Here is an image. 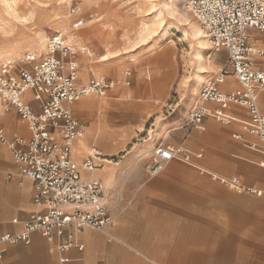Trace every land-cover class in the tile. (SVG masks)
Wrapping results in <instances>:
<instances>
[{
	"label": "crops",
	"instance_id": "obj_1",
	"mask_svg": "<svg viewBox=\"0 0 264 264\" xmlns=\"http://www.w3.org/2000/svg\"><path fill=\"white\" fill-rule=\"evenodd\" d=\"M263 34L251 32L250 42L264 48ZM107 52L112 55L103 58L105 53L103 61L93 66L88 63L92 54L77 56L76 85L104 74L116 82L107 94L118 88L121 96L144 95L133 106L136 119L124 118L125 107L113 106L111 99L92 98L96 95L82 98L69 109L83 130V137L72 144V159L82 163L91 157L95 168L83 177L103 185L112 223L102 231L82 229L73 237L82 251L71 248L63 255L57 251L58 239L34 232L29 244L7 245L0 264H264V196L237 193L220 181L237 178L246 187L264 192V167L260 166L264 155L249 148L255 144L261 149L262 143L243 132L237 122L221 125L206 118L201 129L194 128L188 123L191 108L186 107L181 114L153 118L146 128L140 118L144 111L151 116L158 112L160 100L155 98L166 97L169 80L162 94H154L151 85L162 83L155 79L163 72L156 69L155 57L124 61ZM160 59L165 63L163 55ZM127 66L134 68L133 78L131 71L123 73ZM126 72L131 73L129 87L123 85ZM236 83L229 76L219 89L233 91ZM24 101L40 113L41 105L31 92ZM258 107L264 114V92L258 93ZM95 109L105 114L103 121L91 119ZM227 114L248 119L247 111L238 106H230ZM0 124L9 139L30 137L14 110L0 115ZM136 134L142 140L132 142L121 160L104 158L123 151ZM159 146L181 147L190 154V161L173 159L164 164L161 174L148 177L145 165ZM92 149L99 156H90ZM33 196L32 183L19 175L9 151L0 144V235L20 232L23 222L41 209ZM13 219L18 223L12 224ZM63 256L68 259L65 263Z\"/></svg>",
	"mask_w": 264,
	"mask_h": 264
},
{
	"label": "built area",
	"instance_id": "obj_2",
	"mask_svg": "<svg viewBox=\"0 0 264 264\" xmlns=\"http://www.w3.org/2000/svg\"><path fill=\"white\" fill-rule=\"evenodd\" d=\"M186 5L206 33L213 52H226L227 57L226 64L203 83L198 102L188 113V123L201 129L206 118L221 125L237 122L243 132L263 145L261 149L255 144L249 148L264 155V114L258 107V93L264 92V48L250 42V30L264 33V0H187ZM82 26L80 20L72 29ZM87 52L86 47L67 45L65 37L56 33L47 41L46 57L26 54L19 61L7 60L0 65V115L14 110L30 133L28 139H9L0 124V144L9 151L19 175L32 183L33 202L41 207L23 222L20 232L0 235V260L7 245L29 244L34 232L58 239L61 255L71 248L82 251L73 240L75 234L84 228L102 231L112 223L103 185L95 178L83 177L95 168L91 157L76 163L71 156L72 144L82 137L83 130L69 106L90 95L104 97L116 88V82L105 77L76 85V58ZM130 76V72L125 73L124 87L130 86ZM229 76L234 77L238 88L220 91ZM27 92L40 103V113L33 112L24 101ZM230 106L244 108L248 119L228 115ZM233 137L240 139L239 135ZM90 156L99 155L92 149ZM173 159L189 162L190 154L181 147H157L147 166L149 174H158ZM220 181L237 193L264 196L263 191L248 188L237 178ZM11 222L17 224L18 220ZM67 261L61 258V262Z\"/></svg>",
	"mask_w": 264,
	"mask_h": 264
},
{
	"label": "rangeland",
	"instance_id": "obj_3",
	"mask_svg": "<svg viewBox=\"0 0 264 264\" xmlns=\"http://www.w3.org/2000/svg\"><path fill=\"white\" fill-rule=\"evenodd\" d=\"M186 4L187 0H0V54L3 55L0 65L5 59L19 61L26 54L46 57V51L31 46L39 33H43L47 39L59 33L67 42H72L69 45L73 48L86 46L91 52L88 51L87 55L92 54L88 62L91 66L102 62L101 57L105 53L112 55L107 51L114 52L117 59L124 61L130 58L148 60L155 57L159 63L156 69L163 71L155 80L160 79L162 83H152L151 90L154 94H162L168 80L169 88L165 98H155L160 100L158 112L151 116L144 111L140 118V123L143 122L149 128L153 118L163 120L183 112L188 83L199 72L198 66H206L210 72L207 81L226 64L224 52L214 53L209 43L206 49L199 46L191 38L188 27L176 18L173 11L175 6L197 22L187 10ZM80 20L83 26L78 30L72 29L73 24ZM197 25L199 26L198 22ZM254 31L256 30H250V33ZM162 55L165 63L160 59ZM125 71H131L133 78L132 66H127L123 73ZM102 76L110 77L99 75ZM92 98L111 99L113 106L128 110L122 116L129 119H136L133 106L138 104L137 100L145 99L144 95L132 96L129 93L121 96L118 88L103 98ZM118 114H115V119L119 118ZM91 119L95 122L103 121L105 114L95 109ZM146 135L144 133L143 136ZM139 138L136 134L123 151L104 158L112 162L121 160L127 155L132 142L142 140ZM91 152L88 150V153ZM148 165H145V172L150 177ZM163 171L165 169L157 175Z\"/></svg>",
	"mask_w": 264,
	"mask_h": 264
},
{
	"label": "bare ground",
	"instance_id": "obj_4",
	"mask_svg": "<svg viewBox=\"0 0 264 264\" xmlns=\"http://www.w3.org/2000/svg\"><path fill=\"white\" fill-rule=\"evenodd\" d=\"M178 1V0H175ZM188 10V9H187ZM174 13L176 14V18L179 20L181 24L184 26L188 27V30L191 33V38L193 40L197 41V44L201 46L202 48L206 49L208 47V38L206 36V33L202 30L200 25H197V22L195 20L190 19L184 12L183 10L180 11L177 6L174 7ZM199 24V23H198ZM69 28V24H68ZM185 35V34H184ZM188 36V35H187ZM189 38V37H188ZM47 41L48 39L46 38L43 33H39L36 36V39L34 40V45H31L32 47L36 48L39 47L42 51H46L45 55H47ZM66 41V39H65ZM74 43H76L75 40H73ZM67 45L71 44L69 41L67 42ZM210 44V43H209ZM70 46V45H69ZM72 47V46H71ZM17 49V48H16ZM197 51V50H196ZM44 55V56H45ZM198 55V54H197ZM41 56V55H39ZM3 57L2 54H0V59ZM108 57V54H105L103 58ZM102 58V59H103ZM8 60V59H7ZM6 60V61H7ZM11 61V60H10ZM199 65V64H198ZM199 72L195 75V77L192 79L191 83H188V88H187V96H186V101L184 103L185 107L188 106H194L196 102H198V96L197 92L199 88L202 87L203 83L206 82L207 77L210 75V72L207 71L206 66H198ZM199 95V94H198ZM191 107V108H192ZM83 137V135H82ZM81 137V138H82ZM78 140V139H76Z\"/></svg>",
	"mask_w": 264,
	"mask_h": 264
}]
</instances>
